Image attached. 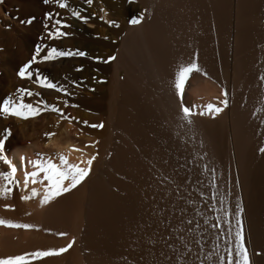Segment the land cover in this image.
I'll return each mask as SVG.
<instances>
[{"label": "bare ground", "instance_id": "6f19581e", "mask_svg": "<svg viewBox=\"0 0 264 264\" xmlns=\"http://www.w3.org/2000/svg\"><path fill=\"white\" fill-rule=\"evenodd\" d=\"M66 2L58 13L68 35L50 44L73 55L49 64L57 88L36 83L37 88H24L32 96L18 94L14 101L44 111L28 116L38 125L36 135H16L4 146L16 167L7 186L17 200L9 207L0 205V218L34 227L0 224V257L59 248L72 240L64 253L27 264H133L142 254L140 264H166L161 253L171 257L172 251L162 245L151 251L129 247L133 235L144 236L149 225L156 226L160 208L170 226L191 220L192 227L199 225L196 231L209 237L200 252L196 231L189 233L190 252L180 248L177 254L198 264L212 252L204 264H213V245L219 243L221 252L225 246L212 238L217 231L213 225L217 217L223 222L225 208L231 222L239 201L251 259L264 264V153L258 151L264 146V80L259 79L264 76V0ZM142 9L141 22L129 24L130 16ZM74 10L87 21L73 17ZM26 39L35 41L31 33ZM194 55L202 71L190 74L176 95L172 81L177 66ZM40 73L45 77V71ZM221 89L228 104L212 116L205 106H220ZM181 104L191 108V124L180 119ZM96 124L102 127H92ZM61 153L81 167L87 158L95 159L80 184L41 205V185L47 181L37 173L36 184L30 178L24 186L25 173L35 171L29 161L59 163ZM32 187L37 195L21 199ZM172 209L182 211L169 214ZM227 228L222 223V230Z\"/></svg>", "mask_w": 264, "mask_h": 264}, {"label": "snow or ice", "instance_id": "6c2138e0", "mask_svg": "<svg viewBox=\"0 0 264 264\" xmlns=\"http://www.w3.org/2000/svg\"><path fill=\"white\" fill-rule=\"evenodd\" d=\"M50 0H43L44 4H48ZM56 4L60 8H66L67 2L66 0H54ZM92 0H86V3H91ZM129 4L135 3V0H128ZM71 15L80 19L81 21H87V17L80 14L78 11H72ZM145 15V10H140L137 14H133L128 19V23L132 25H137L141 22ZM52 16L51 12L44 13L45 20H48L49 17ZM33 18H27L26 20L21 21V23H31ZM109 24H114L115 21H108ZM68 25L62 20H55L54 27L51 31H48V38L52 39L53 37L59 38L61 36L68 35L67 32L61 30L62 27H67ZM47 29V25H45ZM42 45H37L35 47V51L32 54V58L24 63L22 66L19 67L17 71V75L21 78L24 77H32L33 73L29 70V66L33 64L34 61L37 59V54L40 53ZM73 52L71 51H61L55 47L47 48V52L45 55L39 56L41 61H50L54 60L57 57H65L71 56ZM75 55L84 56L86 53L82 51H76ZM114 59L113 56H109L108 60ZM202 69L198 66L197 61L195 59V55L193 56L190 61L186 63H181L177 66V69L174 73L173 77V87L175 90L176 95H180L184 89L185 82L189 79L190 74L193 72H201ZM259 79L264 80V76H261ZM35 82L40 84L42 87L46 88H57V85L48 81L46 77H41L39 74L35 77ZM63 90V89H58ZM16 92L19 94L20 97L25 95L32 96L33 93L28 89L24 88H17ZM221 99L219 102L220 106L214 104H207L205 108L207 109L208 113L212 116H215L219 112L222 111L223 107H226L228 104L227 100V92L224 89H221ZM264 100V97L261 98ZM44 101H40L39 104H43ZM46 107L51 108L52 111H60L58 108H54L51 105H47ZM260 110V109H258ZM44 111V108L39 106H33L31 103H24L22 100H17L13 102L12 100L5 99L3 104H0V113H7L10 115L27 118L28 116H35L39 112ZM179 113L180 119L182 121L187 122L188 124L192 123L190 119L192 115V111L190 107H186L184 105L179 106ZM204 112H201L200 115H204ZM256 113L254 112L253 115ZM261 124H264V119H262ZM94 128L102 127V124L92 125ZM46 135H52L51 133H46ZM4 144L5 141L0 139V160L4 161V163L8 166L9 171L7 172H0V177H3L5 181V187L0 190V194H8L11 193L12 188L8 187L7 185L10 184L15 179V172L16 167L12 165V163L7 159L4 153ZM259 152L264 153V146H261L258 149ZM95 159V155L87 158L83 161L86 165L81 167L78 163H70L67 157L64 154H59V163H54L52 159H36L33 161H29V163L35 166V171L26 172L24 175V186L28 187V181L31 178L32 183L35 185L37 181V173H42L43 180L47 181L41 185L42 187V195L40 196L39 202L41 205L47 204L50 200L60 196L64 192H68L70 189L76 187L78 184L81 183L88 176L91 165L93 160ZM179 167H183L180 165ZM163 176L165 181L169 183H173L172 180L169 179L168 176ZM183 183H187V180H183ZM213 187H215V182L210 181ZM174 187H179V184L173 183ZM167 195V191L164 193ZM37 195V188L32 187L29 190V195L21 196V199H30ZM148 199V197H146ZM223 199V198H222ZM5 207H9L5 205ZM164 209L157 208L155 214L158 217L159 222L153 228L151 225L148 227L150 228V232L146 233L144 236H136L133 235L129 244L130 249L141 248L143 247L145 251H151L157 245H162L165 249L172 251V256H168L165 253H161L164 256L166 264H191V261L186 260L183 255H179L177 253L180 252V248H183L184 252H190L189 245L192 241L187 239L188 234L196 231V228H199V225L196 228L192 227L191 220H188L185 223V219H181L178 224L175 226H170V223L162 218V213ZM171 211H182L177 209H172ZM242 213L243 208L239 201L235 205L234 210V219L230 222L227 217L229 216V211L227 208L223 211V216L225 219L223 220L224 225H228L227 230H222V223L217 217L213 227L215 230L211 235L212 238L216 240H223L224 241V249L220 251V244L216 243L213 247L216 249V259L213 261V264H253L251 259V254L247 248L245 238H244V226L242 222ZM199 214V213H197ZM207 222V221H206ZM0 224H4L10 227L16 228H24L30 229L34 227L31 224H20L14 223L10 220H4L0 218ZM234 225V227H233ZM176 229H182L180 234H177ZM206 231V230H205ZM60 236L66 235V233H58ZM196 236L198 237L195 239L194 243L199 245V251L203 252L205 250L206 244L205 241L209 238L207 235L202 234L201 231H196ZM73 241L69 240L68 243L59 248H49L45 250L37 249L32 253H23L20 255L15 256H7V257H0V264H27L29 259H40L43 257L59 255L67 251L68 248L72 246ZM179 245L180 247L177 248L176 246ZM260 252H257L256 255H260ZM213 255L212 252L208 253V256L204 258V260H198V264H204V261L207 260L209 257ZM140 260H143V254L140 257ZM140 260L133 259V264H140Z\"/></svg>", "mask_w": 264, "mask_h": 264}, {"label": "rangeland", "instance_id": "374dc122", "mask_svg": "<svg viewBox=\"0 0 264 264\" xmlns=\"http://www.w3.org/2000/svg\"><path fill=\"white\" fill-rule=\"evenodd\" d=\"M58 9V4H55L54 1L44 4L43 0H0V104H3L5 99L14 102L18 95L17 88H37L35 77L37 74L40 75L41 71L46 72L45 77L51 82L49 72L52 71V68L49 64L53 60L41 61L39 56L45 55L47 48L54 47L50 43L56 38L49 39L48 31L53 29L55 20H60ZM46 12L52 13L48 20L44 18ZM30 17L33 18L31 23H21ZM112 18L110 16V19ZM99 20L102 21L100 17ZM103 21L108 22L110 20L103 19ZM45 25H47V29ZM84 25L90 26L88 23H84ZM28 33H31L35 38L34 43L27 41ZM37 45H42V47L40 53L37 54L36 61L29 66V70L33 73L32 77H19L16 74L19 67L32 58ZM82 47L85 46L82 45ZM40 76L43 78V75ZM40 88L46 87L40 86ZM37 128L38 125L30 117L22 118L0 113V139L5 141L4 146L16 135H36ZM3 165L2 160H0V172H7V167ZM3 167L6 168L3 169ZM3 187H5V181L3 177H0V190ZM15 193L12 188L11 193L0 194V205L9 206L10 202L16 201L17 194Z\"/></svg>", "mask_w": 264, "mask_h": 264}]
</instances>
